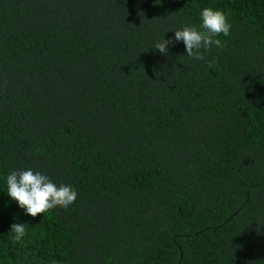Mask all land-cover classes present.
I'll return each instance as SVG.
<instances>
[{"label": "trees", "instance_id": "trees-1", "mask_svg": "<svg viewBox=\"0 0 264 264\" xmlns=\"http://www.w3.org/2000/svg\"><path fill=\"white\" fill-rule=\"evenodd\" d=\"M205 7L223 47L149 48ZM24 168L78 196L17 243ZM0 264H264V0H0Z\"/></svg>", "mask_w": 264, "mask_h": 264}, {"label": "clouds", "instance_id": "clouds-1", "mask_svg": "<svg viewBox=\"0 0 264 264\" xmlns=\"http://www.w3.org/2000/svg\"><path fill=\"white\" fill-rule=\"evenodd\" d=\"M199 27L183 24L170 29L173 35L152 42L149 48L167 56L169 47L182 44L186 56L194 61L205 60V54L213 47L221 48L220 36L230 35L231 23L226 14L219 9L205 7L199 13ZM3 188L10 202H14L21 215L31 218L30 221L16 222L10 225L11 238L17 243L23 242L27 235L26 223L48 210L60 206L68 208L77 199V190L66 182L52 180L47 174L32 168L16 169L8 172L3 178Z\"/></svg>", "mask_w": 264, "mask_h": 264}]
</instances>
